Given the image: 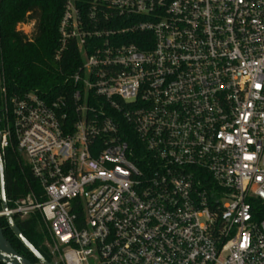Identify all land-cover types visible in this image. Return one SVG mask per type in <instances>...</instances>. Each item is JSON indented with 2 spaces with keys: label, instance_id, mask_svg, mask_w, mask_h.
I'll use <instances>...</instances> for the list:
<instances>
[{
  "label": "built area",
  "instance_id": "1",
  "mask_svg": "<svg viewBox=\"0 0 264 264\" xmlns=\"http://www.w3.org/2000/svg\"><path fill=\"white\" fill-rule=\"evenodd\" d=\"M59 31L70 103L0 79L36 180L1 217L51 264H264V0H65Z\"/></svg>",
  "mask_w": 264,
  "mask_h": 264
},
{
  "label": "trees",
  "instance_id": "2",
  "mask_svg": "<svg viewBox=\"0 0 264 264\" xmlns=\"http://www.w3.org/2000/svg\"><path fill=\"white\" fill-rule=\"evenodd\" d=\"M64 7L65 0H0V79L4 78L10 95L36 92L51 101L64 96L65 104L71 102V88L65 86L66 80L78 70L83 60L73 43L62 52L60 60L56 58L61 44L59 25ZM31 21L35 23L31 36L18 29V25ZM3 158L6 196L9 207H12L14 200L35 187L36 180L15 140L5 149ZM2 209L0 182V211ZM14 218L25 237L52 262L46 246L49 238L41 215L36 212L26 219ZM0 224L12 246L33 263L39 264L5 217H1Z\"/></svg>",
  "mask_w": 264,
  "mask_h": 264
},
{
  "label": "water",
  "instance_id": "3",
  "mask_svg": "<svg viewBox=\"0 0 264 264\" xmlns=\"http://www.w3.org/2000/svg\"><path fill=\"white\" fill-rule=\"evenodd\" d=\"M1 131H0V182H1V198L2 207L5 212L9 211L8 199L6 196L5 189V164L3 158V152L1 149ZM11 229L16 234V236L22 241V243L29 249V251L37 258L39 264H51L40 252L35 248V246L25 237L21 232L18 225L15 222V218L11 214L5 216ZM1 219V215H0ZM0 263L2 264H35L28 258L21 255L8 241L5 237L3 229L0 224Z\"/></svg>",
  "mask_w": 264,
  "mask_h": 264
},
{
  "label": "rangeland",
  "instance_id": "4",
  "mask_svg": "<svg viewBox=\"0 0 264 264\" xmlns=\"http://www.w3.org/2000/svg\"><path fill=\"white\" fill-rule=\"evenodd\" d=\"M35 23L33 21L18 25V29L22 30L25 34L31 36L34 31Z\"/></svg>",
  "mask_w": 264,
  "mask_h": 264
}]
</instances>
